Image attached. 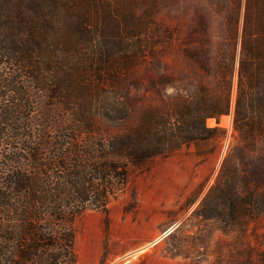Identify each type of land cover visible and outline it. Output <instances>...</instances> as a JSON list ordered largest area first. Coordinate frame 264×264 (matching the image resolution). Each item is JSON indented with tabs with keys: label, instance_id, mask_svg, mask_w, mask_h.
Masks as SVG:
<instances>
[{
	"label": "trees",
	"instance_id": "obj_1",
	"mask_svg": "<svg viewBox=\"0 0 264 264\" xmlns=\"http://www.w3.org/2000/svg\"><path fill=\"white\" fill-rule=\"evenodd\" d=\"M65 4L0 0V264H78L80 216L105 211L154 159L225 136L206 122L231 112L233 64L221 63L220 89L191 84L188 97L177 88L134 122L149 61L137 19L70 17ZM234 127L239 145L194 216L246 233L264 216V35L250 28Z\"/></svg>",
	"mask_w": 264,
	"mask_h": 264
},
{
	"label": "rangeland",
	"instance_id": "obj_2",
	"mask_svg": "<svg viewBox=\"0 0 264 264\" xmlns=\"http://www.w3.org/2000/svg\"><path fill=\"white\" fill-rule=\"evenodd\" d=\"M61 1L70 17L95 22L113 14L123 24L137 19L142 57L149 61L134 90V122L149 107L174 100L177 88L188 97L191 84L220 89L221 63L235 67L231 112L206 122L225 131L223 140L154 159L132 173L105 211L80 216L74 224L78 264H264V216L246 233L194 216L239 145L234 127L239 56L246 28L264 35V0ZM156 59L165 66L156 69Z\"/></svg>",
	"mask_w": 264,
	"mask_h": 264
},
{
	"label": "bare ground",
	"instance_id": "obj_3",
	"mask_svg": "<svg viewBox=\"0 0 264 264\" xmlns=\"http://www.w3.org/2000/svg\"><path fill=\"white\" fill-rule=\"evenodd\" d=\"M138 254H139V253H138V252H136V253H134V254H133V256H136V255H138Z\"/></svg>",
	"mask_w": 264,
	"mask_h": 264
}]
</instances>
